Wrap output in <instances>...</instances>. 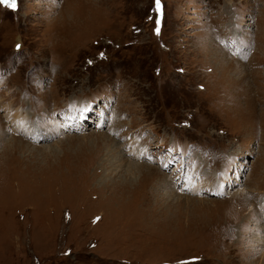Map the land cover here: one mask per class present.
I'll list each match as a JSON object with an SVG mask.
<instances>
[{
	"label": "rangeland",
	"instance_id": "obj_1",
	"mask_svg": "<svg viewBox=\"0 0 264 264\" xmlns=\"http://www.w3.org/2000/svg\"><path fill=\"white\" fill-rule=\"evenodd\" d=\"M162 2L0 4V264H264V0Z\"/></svg>",
	"mask_w": 264,
	"mask_h": 264
},
{
	"label": "snow or ice",
	"instance_id": "obj_2",
	"mask_svg": "<svg viewBox=\"0 0 264 264\" xmlns=\"http://www.w3.org/2000/svg\"><path fill=\"white\" fill-rule=\"evenodd\" d=\"M0 4H3L5 6L10 7L12 10H15L17 7V0H0ZM155 21H156V26L154 28V34L159 36L160 35V30L162 27V21H163V2L162 0H155ZM149 19H153V17H149ZM21 47V45H17V48ZM104 53L102 52L100 54V58H104ZM91 63V62H90ZM66 219H70V214L66 213L65 214ZM101 217H95L93 219V223L99 222Z\"/></svg>",
	"mask_w": 264,
	"mask_h": 264
},
{
	"label": "bare ground",
	"instance_id": "obj_3",
	"mask_svg": "<svg viewBox=\"0 0 264 264\" xmlns=\"http://www.w3.org/2000/svg\"><path fill=\"white\" fill-rule=\"evenodd\" d=\"M10 116H12V115H10ZM18 121H19V123L21 124V126H20V124L18 123ZM25 123H26V121L25 120H17V119H15L14 118V121H13V126L15 127V129L16 128H21V129H25L24 127H25ZM14 135H16V134H14ZM133 148V147H132ZM139 158V157H138ZM119 160L120 161H122V158H120L119 157ZM126 164H128V170L127 171H129L131 174H134L136 171V173L137 174H142L141 172H142V170L144 171L145 169H143L142 167H139V166H137V165H135V164H138V163H126ZM139 165H140V163H139ZM119 166H121V165H118L117 167H119ZM125 166V165H124ZM128 173V172H127ZM129 173V174H130ZM143 175V174H142ZM125 176V175H124ZM123 178V181H124V184H126L127 186H128V184L127 183H131L135 178H136V176H134V178H133V175H128V176H125V177H122ZM110 181V180H109ZM110 182H107L105 185L104 184H102V185H104V186H106V187H108V186H110V184H109ZM262 255H264V253L262 254ZM264 256H262V258H263ZM257 264V263H256ZM259 264H261V263H259Z\"/></svg>",
	"mask_w": 264,
	"mask_h": 264
}]
</instances>
